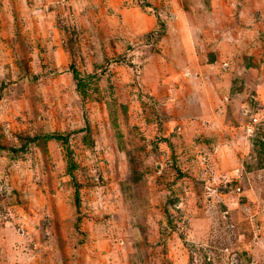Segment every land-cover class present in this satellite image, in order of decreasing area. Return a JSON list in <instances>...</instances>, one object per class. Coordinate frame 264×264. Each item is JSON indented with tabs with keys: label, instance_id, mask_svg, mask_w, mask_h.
Instances as JSON below:
<instances>
[{
	"label": "rangeland",
	"instance_id": "374dc122",
	"mask_svg": "<svg viewBox=\"0 0 264 264\" xmlns=\"http://www.w3.org/2000/svg\"><path fill=\"white\" fill-rule=\"evenodd\" d=\"M0 264H264V0H0Z\"/></svg>",
	"mask_w": 264,
	"mask_h": 264
},
{
	"label": "built area",
	"instance_id": "2783aa9c",
	"mask_svg": "<svg viewBox=\"0 0 264 264\" xmlns=\"http://www.w3.org/2000/svg\"><path fill=\"white\" fill-rule=\"evenodd\" d=\"M258 119H259V118H258ZM258 119H257V117H254L253 119L251 118V121H250V123H249V128H250V130H254L255 127L258 126V124L260 123L259 121H257Z\"/></svg>",
	"mask_w": 264,
	"mask_h": 264
},
{
	"label": "trees",
	"instance_id": "16d2710c",
	"mask_svg": "<svg viewBox=\"0 0 264 264\" xmlns=\"http://www.w3.org/2000/svg\"><path fill=\"white\" fill-rule=\"evenodd\" d=\"M75 77L77 78V73L75 72Z\"/></svg>",
	"mask_w": 264,
	"mask_h": 264
}]
</instances>
